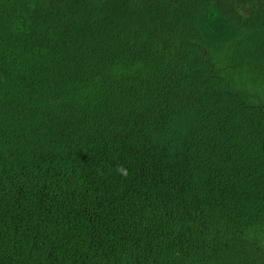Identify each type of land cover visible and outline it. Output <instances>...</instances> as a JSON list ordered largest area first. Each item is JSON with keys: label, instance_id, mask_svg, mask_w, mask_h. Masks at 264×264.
Returning <instances> with one entry per match:
<instances>
[{"label": "trees", "instance_id": "obj_1", "mask_svg": "<svg viewBox=\"0 0 264 264\" xmlns=\"http://www.w3.org/2000/svg\"><path fill=\"white\" fill-rule=\"evenodd\" d=\"M0 0V264H264V0Z\"/></svg>", "mask_w": 264, "mask_h": 264}, {"label": "rangeland", "instance_id": "obj_2", "mask_svg": "<svg viewBox=\"0 0 264 264\" xmlns=\"http://www.w3.org/2000/svg\"><path fill=\"white\" fill-rule=\"evenodd\" d=\"M232 3L235 5L241 4L247 12L254 13L258 8L262 6V0H232Z\"/></svg>", "mask_w": 264, "mask_h": 264}]
</instances>
